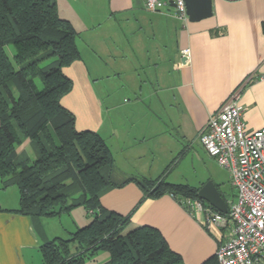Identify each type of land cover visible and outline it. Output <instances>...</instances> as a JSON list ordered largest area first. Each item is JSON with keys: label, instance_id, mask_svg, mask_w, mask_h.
<instances>
[{"label": "crops", "instance_id": "crops-1", "mask_svg": "<svg viewBox=\"0 0 264 264\" xmlns=\"http://www.w3.org/2000/svg\"><path fill=\"white\" fill-rule=\"evenodd\" d=\"M55 4L58 14L59 8L65 14L59 15L75 28L80 52L79 59L62 68L72 80V88L60 102L73 113L76 130L96 131L105 140L113 155L110 180L122 184L101 195L102 207L129 215L128 228L149 225L158 229L184 264H202L214 255L226 229L204 226L202 213L188 212L170 194L146 196L135 179H154L175 159L165 174L169 181L170 171L195 143L204 152L198 138L201 129L209 115L240 85L236 103L243 106L246 129L264 127V0H212V15L195 22L182 21L171 11L150 12L143 0H55ZM123 19L133 22L128 25L130 32L123 34V48L124 56L135 58L134 70L156 65L149 56L162 52L144 40L146 37L148 41L154 31L148 35L136 31L145 21L174 23L176 38L169 73L158 76V87L143 97L140 79L134 80L128 89L133 98L123 97L117 104L104 101L108 94L103 92L102 96L100 89L105 78L122 73L117 62L122 55L115 36ZM183 49H188L186 58ZM118 109L123 112L120 117L115 114ZM227 172L230 192L210 181L228 209L235 190ZM209 179L197 186L169 182L199 190ZM202 202L218 211L207 201ZM17 207L16 187L2 188L0 180V264H41L40 245L60 236L48 231V217L33 221L9 211ZM83 217L81 212L73 216L74 229L67 232L87 224L88 219Z\"/></svg>", "mask_w": 264, "mask_h": 264}, {"label": "trees", "instance_id": "trees-1", "mask_svg": "<svg viewBox=\"0 0 264 264\" xmlns=\"http://www.w3.org/2000/svg\"><path fill=\"white\" fill-rule=\"evenodd\" d=\"M76 35L55 3L0 0V180L18 192V207L9 211L38 221L82 206L93 216L68 237L43 242L41 264H83L98 250L109 253L103 264H184L158 229L138 225L123 233L129 215L100 203L102 194L122 185L109 177L112 152L98 132L76 130L73 113L60 102L72 88L62 68L80 58ZM25 140L33 159L17 151ZM174 163L154 179L135 181L152 198L170 194L183 206L186 198L202 201L198 187L166 180ZM202 264L217 261L213 255Z\"/></svg>", "mask_w": 264, "mask_h": 264}, {"label": "built area", "instance_id": "built-area-1", "mask_svg": "<svg viewBox=\"0 0 264 264\" xmlns=\"http://www.w3.org/2000/svg\"><path fill=\"white\" fill-rule=\"evenodd\" d=\"M150 12H170L188 20L185 0H143ZM186 58L188 49H183ZM242 85L209 115L198 138L208 156L229 171L235 197L226 213L198 199L182 202L188 212L202 213L203 225L222 226L225 237L216 246L217 264H264V127L247 130L243 106L236 103Z\"/></svg>", "mask_w": 264, "mask_h": 264}, {"label": "rangeland", "instance_id": "rangeland-1", "mask_svg": "<svg viewBox=\"0 0 264 264\" xmlns=\"http://www.w3.org/2000/svg\"><path fill=\"white\" fill-rule=\"evenodd\" d=\"M58 10L61 16L65 15L63 14L61 9L58 8ZM118 18L120 19L122 17L119 16ZM174 20L179 24L180 22H182L178 19H173V22ZM129 24H133L131 19L129 21L123 19L120 21L119 27L117 26V31L119 34H116L115 36V43L117 44V46H119L118 49L120 51V55H122V57L119 58L117 62L122 70V73L120 75L110 76L109 78H105L103 80L100 92L102 96L103 92L104 94H108L104 95L103 97L104 101L106 102H108V100H112L117 104H121L123 102V97H125L126 99L133 98V95L129 94L128 89L129 86L133 84L132 81H137L139 79V82L142 85L141 95H143V97L145 95H149L154 91L155 88L158 87V76H160L161 74L169 73V62L172 56L171 54H173V52L175 51L176 32L174 23L172 24L169 21L164 22L158 20H154V22L145 21V24L142 25L141 28H137L136 31L141 34H145L146 32H148V35L149 32L154 31L155 34L152 35L148 41L146 37L144 38V40L149 44H153V46L151 47H153L155 50L160 49L162 51L160 52L161 54L158 53L156 55L149 56V59L156 60V65H145L144 67H137L136 64L137 70H134L135 58H133L132 56H127L128 54H125L126 56H124L125 51L123 46L125 36H123V34H127L128 32H130L128 31ZM6 50L9 55H12L14 52V49L11 45L7 46ZM103 70L107 71L108 69L105 68ZM103 85H105V87H103ZM108 96H110V99H108ZM150 108H152L151 105ZM115 114H117V117H120L119 115H122L123 112L121 109H118ZM23 150L32 159L35 157V152L29 142H26L20 147H17V151ZM207 177H210L209 180L218 183L223 190L229 192L231 191L227 170L224 167L219 166L214 161V159L205 154V151L203 152L202 148L197 143H195L193 145V148H191L186 153V155L178 161L177 165L174 166L168 176L169 181L172 180L175 182H187L195 186L199 185L200 182L205 181ZM80 212L82 217L84 216L83 218L88 219V221L93 218L92 215L87 214L86 210L82 206H77L71 209L68 213H62L60 215L61 217H48V220H50V223L47 226L48 231L52 236L59 235L60 237H68L70 234L67 232V230L70 231L74 229V226L72 224V217L77 216ZM77 225L81 224L79 223ZM63 228L66 230H64ZM128 229V227H125L123 233H125ZM70 247L72 251L75 250L74 243H71ZM108 258V251L98 250L94 255L86 256L84 258L83 264H103L108 260Z\"/></svg>", "mask_w": 264, "mask_h": 264}, {"label": "water", "instance_id": "water-1", "mask_svg": "<svg viewBox=\"0 0 264 264\" xmlns=\"http://www.w3.org/2000/svg\"><path fill=\"white\" fill-rule=\"evenodd\" d=\"M53 5L55 0H47ZM186 13L190 22L199 21L212 15V0H185ZM183 61V59H182ZM198 197L207 201L216 210L226 213L227 208L212 181H207L198 190Z\"/></svg>", "mask_w": 264, "mask_h": 264}]
</instances>
